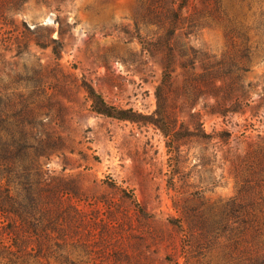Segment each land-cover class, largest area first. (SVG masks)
<instances>
[{
  "label": "rangeland",
  "instance_id": "rangeland-1",
  "mask_svg": "<svg viewBox=\"0 0 264 264\" xmlns=\"http://www.w3.org/2000/svg\"><path fill=\"white\" fill-rule=\"evenodd\" d=\"M12 6L0 0V134L9 145L24 137L21 166L48 182L39 186L48 232L40 253L34 236L18 257L0 246V264H251L264 253V109L209 113L215 98L194 103L181 67L200 48L262 84L264 0ZM170 54L178 139L92 110L86 84L152 114ZM21 222L0 211V231Z\"/></svg>",
  "mask_w": 264,
  "mask_h": 264
},
{
  "label": "trees",
  "instance_id": "trees-1",
  "mask_svg": "<svg viewBox=\"0 0 264 264\" xmlns=\"http://www.w3.org/2000/svg\"><path fill=\"white\" fill-rule=\"evenodd\" d=\"M10 1L14 2V6H12L14 9H19L27 0ZM187 4L188 2L183 4L181 8H184ZM186 55L183 53L184 58L181 60V67L186 72L184 86L192 84L194 100L201 96L215 98L214 103L206 104L209 113L226 116L236 112L245 113L249 109L252 116H256L261 108L264 109V80L262 84L258 81L253 83L250 80L247 82L241 80L242 76L237 72L239 68L235 66L234 62L224 64V66L222 64L220 67L215 66L214 55L208 54L200 48L193 56ZM247 58H250L249 54H247ZM174 61V55L170 54L163 62L161 80L155 88L156 108L152 114L144 115L132 107L123 108L110 104L91 84H86L85 87L88 97L91 99L92 110L103 116L153 124L165 136H173L178 139V132L175 128L176 120H174L170 106V89L174 84L175 67L172 66ZM217 62L221 63L222 61ZM197 67L200 70H197ZM242 69L248 70L249 68ZM259 85H261L260 93L258 100H256L252 97L251 90ZM228 101H230V104H227ZM194 103H196V100ZM194 114L197 113L192 115ZM11 140L12 144L9 145V142H6V139L0 134V211L2 214L13 213L22 222L20 225L9 223L2 226L0 246L6 249L12 257H18L21 253H24L22 250L33 236L36 237V248L39 253L43 247L41 237L48 232V229L41 226L46 218L43 213L46 207L44 200L40 198L39 186L41 184L48 185V182L33 180L31 178V166L30 168L28 165L21 166L23 153L28 147L26 139L13 135ZM4 181L5 183H3ZM11 182L14 186L13 189L10 187ZM23 225H27L26 229ZM3 232L11 234V244L5 245L3 243ZM13 247H16V249L14 250ZM251 264H264V253L254 258Z\"/></svg>",
  "mask_w": 264,
  "mask_h": 264
}]
</instances>
